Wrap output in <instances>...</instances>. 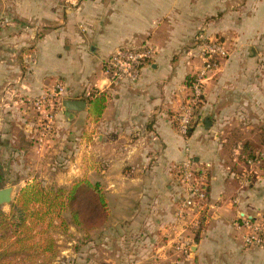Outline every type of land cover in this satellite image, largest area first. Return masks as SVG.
<instances>
[{
  "label": "crops",
  "instance_id": "crops-1",
  "mask_svg": "<svg viewBox=\"0 0 264 264\" xmlns=\"http://www.w3.org/2000/svg\"><path fill=\"white\" fill-rule=\"evenodd\" d=\"M0 21V127L16 111L4 109L12 91L33 98L60 82L62 101L85 102L82 112L56 115L53 144L66 163L57 177L101 185L108 264H264V250L245 247L235 225L237 216L264 214V164L246 187L226 173L241 149L264 154V0H0ZM198 37L218 39L228 56L206 82L184 139L175 117L186 79L201 66ZM143 44L155 53L138 81L108 88L103 61ZM91 90L105 94L99 114L86 98ZM186 148L198 165H211L201 234L173 219ZM176 239L190 244L189 256L174 251Z\"/></svg>",
  "mask_w": 264,
  "mask_h": 264
},
{
  "label": "built area",
  "instance_id": "built-area-1",
  "mask_svg": "<svg viewBox=\"0 0 264 264\" xmlns=\"http://www.w3.org/2000/svg\"><path fill=\"white\" fill-rule=\"evenodd\" d=\"M1 24L0 21V26ZM196 42L201 66L188 77L182 103L175 117V130L184 139L188 138L193 127L199 104L203 101L206 82L219 71L221 62L228 56L227 48L218 39L198 37ZM154 53L155 49L147 44L118 47L102 63L106 86L111 88L121 83L137 82L141 68ZM30 62L34 64V57L31 56ZM92 91L86 93V98L90 97ZM64 93V86L60 82H55L46 93L33 98L21 97L16 95L15 91L11 92L12 96L19 97L21 104H28L29 108L36 111L45 122L44 135L53 129L57 113L63 110ZM185 152L184 159L175 168L177 193L173 204V219L182 227L183 232L201 234L210 216L208 190L211 182V165L209 163L198 165L187 148ZM263 164V153L255 151L245 156L241 149L234 157L233 164L226 167L227 177L236 181L240 187H246L260 180ZM235 225L243 231L241 239L245 247L264 250V214L254 219L246 215L237 216ZM172 245L174 251L181 255L191 254L190 244L182 242V239H176Z\"/></svg>",
  "mask_w": 264,
  "mask_h": 264
},
{
  "label": "rangeland",
  "instance_id": "rangeland-1",
  "mask_svg": "<svg viewBox=\"0 0 264 264\" xmlns=\"http://www.w3.org/2000/svg\"><path fill=\"white\" fill-rule=\"evenodd\" d=\"M111 2L114 3L115 0H105L106 4ZM8 104L10 106L4 108L5 111L13 106L16 111L10 120L5 117L0 127V189L12 187L13 194L10 205L1 206L0 213H9L19 191L28 184L36 183L43 188L54 186L69 189L78 181H88L87 177H83L70 181L69 184H60L57 176L66 163L64 165L61 160L64 156L58 153L59 145L53 144L57 139L56 117L53 129L44 135L45 122L28 104H21L18 96H12ZM67 151L71 152L70 149ZM78 201L82 225L74 226L70 216L63 214L64 222L60 224L59 220L55 221L54 228L47 230L48 237L54 241L56 247V257L51 264H108L104 233L110 236L105 230L109 221V207L107 205L108 216L104 222L94 210L90 198L81 194ZM92 225L96 226L94 230L89 229ZM41 260L31 263L17 259L12 264H41Z\"/></svg>",
  "mask_w": 264,
  "mask_h": 264
},
{
  "label": "trees",
  "instance_id": "trees-1",
  "mask_svg": "<svg viewBox=\"0 0 264 264\" xmlns=\"http://www.w3.org/2000/svg\"><path fill=\"white\" fill-rule=\"evenodd\" d=\"M188 81L189 78L186 83ZM88 99L94 111L101 113L104 109L105 94L93 90ZM202 103L203 101L199 108ZM261 145L264 146V132L261 133ZM255 151L247 147L242 153L249 156ZM81 194L93 201L94 210L105 222L108 207L99 183L82 180L74 183L69 189L54 186L43 188L31 183L21 189L9 213H0V264H12L17 259L31 263L42 259L41 264H51L56 257V247L54 241L48 237L47 230L54 228L55 221L59 220L62 224L63 214L70 216L74 226L83 224L78 201ZM95 228V225L89 227L90 230ZM44 235L46 237L43 238Z\"/></svg>",
  "mask_w": 264,
  "mask_h": 264
},
{
  "label": "water",
  "instance_id": "water-1",
  "mask_svg": "<svg viewBox=\"0 0 264 264\" xmlns=\"http://www.w3.org/2000/svg\"><path fill=\"white\" fill-rule=\"evenodd\" d=\"M85 102L82 100H64L62 101V107L65 110V115L72 116L71 113H78L85 110ZM13 188L7 187L0 189V207L4 205H10L12 202Z\"/></svg>",
  "mask_w": 264,
  "mask_h": 264
}]
</instances>
